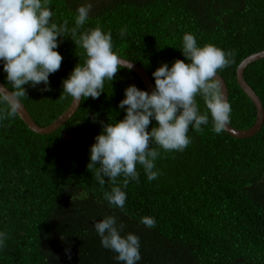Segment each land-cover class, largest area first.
<instances>
[{
  "label": "trees",
  "instance_id": "trees-1",
  "mask_svg": "<svg viewBox=\"0 0 264 264\" xmlns=\"http://www.w3.org/2000/svg\"><path fill=\"white\" fill-rule=\"evenodd\" d=\"M86 4L92 10L78 33L97 25L111 31L113 51L142 67L153 86L152 73L161 64L185 60V33L193 34L199 47L234 51L231 65L217 73L228 90L229 124L238 130L251 127L255 109L235 72L243 59L264 50V0H48L50 23L67 19L74 27L77 8ZM65 35L57 37L54 51L62 61L49 74L51 91H40L43 83L22 86L27 95L19 101L40 127L69 106L72 97L63 93L62 82L87 59ZM3 65L0 61V82L13 92ZM243 77L264 108V59L249 64ZM130 85L145 91L134 72L119 68L99 98L82 99L74 115L48 135L30 131L17 114L3 118L11 106L0 96V232L8 235L0 264H125L101 245L93 227L109 215L123 223L122 236L139 237L136 264H264V123L253 137L236 139L215 133L209 117L202 132L189 126L191 143L182 152H166L152 142L160 152L154 170L161 175L149 181L137 164L139 182L122 189L124 208L104 199L113 185L104 177L101 186L94 170H87L90 146L102 131L91 114L99 113L104 123L123 120L118 104ZM196 101L206 113L202 96ZM150 120L146 131L158 126ZM143 217L154 218L156 226L147 228Z\"/></svg>",
  "mask_w": 264,
  "mask_h": 264
},
{
  "label": "clouds",
  "instance_id": "clouds-1",
  "mask_svg": "<svg viewBox=\"0 0 264 264\" xmlns=\"http://www.w3.org/2000/svg\"><path fill=\"white\" fill-rule=\"evenodd\" d=\"M91 10V4L78 7L75 26L69 28L67 19L59 25L50 23L53 12L48 0H0V61H4L3 71L12 85V96L17 100L26 98L22 86L29 82L33 88L43 83L40 91H51L49 74L58 71L62 61V56L54 49L58 47L57 37H66L65 34H69L87 57L83 65L77 64L62 82L63 93L70 95L74 102L99 98L105 81L110 84L119 68L131 70L132 64L121 60L113 51L111 31L105 33L97 25L78 33ZM125 31L121 29L120 35ZM182 39V54L187 62L178 59L171 67L161 64L152 73L154 89L151 93L135 85L128 86L125 98L118 104V108L125 111L123 120L104 123L98 120L99 113L91 114L92 122L100 123L102 131L90 146L87 170H94L101 186L106 183L104 177L108 178L107 182L113 187L104 193V199L119 209L124 208L127 198L122 189L132 181L139 182L137 164L143 167L149 181L161 175L159 170H154L160 152L150 146L152 142L166 152H182L191 143L187 135L190 125L196 132H202L201 126L207 125L211 117L212 130L219 134L230 122L231 105L221 91L217 71L231 65L235 52L226 53L213 44L199 47L191 33H185ZM197 95L202 96L206 113H200ZM15 114V105H12L3 118ZM150 118L158 126L146 131ZM119 177H123L122 182H118ZM141 223L147 228L156 226L152 217H143ZM93 227L101 245L114 251L118 261L136 264L141 260L139 237L131 233L122 236L124 225L118 223L115 216H106ZM7 238V233L0 232V247L5 246ZM65 251L70 259V249Z\"/></svg>",
  "mask_w": 264,
  "mask_h": 264
},
{
  "label": "water",
  "instance_id": "water-1",
  "mask_svg": "<svg viewBox=\"0 0 264 264\" xmlns=\"http://www.w3.org/2000/svg\"><path fill=\"white\" fill-rule=\"evenodd\" d=\"M121 60L132 64L131 71L134 72L142 81L147 92L151 93L154 89L147 73L144 71L142 67L139 65L120 57ZM264 59V50L251 54L250 56L243 59L237 66L235 72L236 83L241 91L248 97V99L252 102L255 109V118L251 127L238 130L233 128L230 124L226 125L224 132L229 136L236 139H245L251 138L256 135L262 128L264 123V108L263 105L256 95V93L252 90V88L247 84L244 80L243 72L246 67L257 61ZM127 68V67H123ZM128 69V68H127ZM217 78L220 82L221 91L225 96V99L228 101V90L224 79L217 73ZM11 91H9L1 82H0V95L4 98V100L10 105H15V113L21 119V121L26 125V127L35 134L39 135H48L52 132L56 131L59 127H61L66 121H68L74 113L79 108L80 103L74 102L73 98L69 104V106L59 115L51 124L40 127L38 126L34 120L31 118L29 112L23 106V104L17 100L14 96L11 95Z\"/></svg>",
  "mask_w": 264,
  "mask_h": 264
}]
</instances>
